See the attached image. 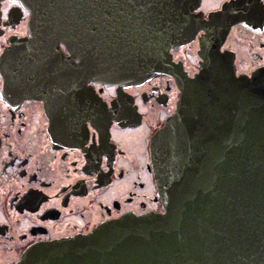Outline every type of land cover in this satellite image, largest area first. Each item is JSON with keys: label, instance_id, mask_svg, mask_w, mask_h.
Instances as JSON below:
<instances>
[{"label": "water", "instance_id": "95a60500", "mask_svg": "<svg viewBox=\"0 0 264 264\" xmlns=\"http://www.w3.org/2000/svg\"><path fill=\"white\" fill-rule=\"evenodd\" d=\"M19 1L29 36L0 55L3 99L33 98L25 76L46 58L77 74L79 89L141 84L169 72L170 50L204 30L205 62L151 139L164 213L34 246L16 264H264V71L236 74L220 52L218 12L196 15L201 0Z\"/></svg>", "mask_w": 264, "mask_h": 264}, {"label": "flooded vegetation", "instance_id": "af4514ba", "mask_svg": "<svg viewBox=\"0 0 264 264\" xmlns=\"http://www.w3.org/2000/svg\"><path fill=\"white\" fill-rule=\"evenodd\" d=\"M212 12L220 52L233 57L236 74L264 71V0H201L194 10L205 19ZM28 18L19 0L2 2L0 55L29 36ZM204 34L171 49V70L141 84L79 89L77 74L46 58L25 76L37 87L33 98L3 99L0 75V264L126 215L164 212L151 139L205 62ZM207 45L206 55L218 54Z\"/></svg>", "mask_w": 264, "mask_h": 264}, {"label": "bare ground", "instance_id": "6f19581e", "mask_svg": "<svg viewBox=\"0 0 264 264\" xmlns=\"http://www.w3.org/2000/svg\"><path fill=\"white\" fill-rule=\"evenodd\" d=\"M26 78V77H25ZM26 81H27V83H28V79H25Z\"/></svg>", "mask_w": 264, "mask_h": 264}, {"label": "rangeland", "instance_id": "374dc122", "mask_svg": "<svg viewBox=\"0 0 264 264\" xmlns=\"http://www.w3.org/2000/svg\"><path fill=\"white\" fill-rule=\"evenodd\" d=\"M3 2V1H2ZM1 9H2V4H1Z\"/></svg>", "mask_w": 264, "mask_h": 264}]
</instances>
